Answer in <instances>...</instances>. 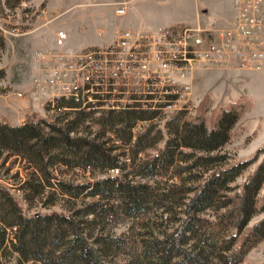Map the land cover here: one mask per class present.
Wrapping results in <instances>:
<instances>
[{"label": "trees", "instance_id": "trees-1", "mask_svg": "<svg viewBox=\"0 0 264 264\" xmlns=\"http://www.w3.org/2000/svg\"><path fill=\"white\" fill-rule=\"evenodd\" d=\"M157 94L132 95L117 109L61 97L45 105L54 113L50 117L29 114L20 124L0 119V154L21 156L33 168L20 185L21 198L0 183V264L8 250L17 253L19 264H106V256L122 242L95 232L109 222L110 210L137 218L161 209V218L167 213L166 221L173 224L160 229L154 220H144L148 236L134 253L136 264H208L211 259L238 264L264 239V215L249 225L264 214V156L236 182L262 147L233 160L223 150L240 104L232 102L210 119L201 110L192 114L188 104L167 116L162 108L175 96ZM58 163L76 173L104 175L59 177L53 169ZM156 177L154 185L142 180ZM49 190L44 204L58 191L68 207L29 213L27 207ZM206 210L210 217H201Z\"/></svg>", "mask_w": 264, "mask_h": 264}, {"label": "rangeland", "instance_id": "rangeland-1", "mask_svg": "<svg viewBox=\"0 0 264 264\" xmlns=\"http://www.w3.org/2000/svg\"><path fill=\"white\" fill-rule=\"evenodd\" d=\"M24 1L25 5L21 4ZM126 4V14L117 16L114 13L115 2ZM0 0V31L3 36V46L0 47V119L20 124L29 114L50 117L54 113L46 110V77L49 69L34 58V52L40 49H56L54 33L58 28L65 29L68 38L64 48L83 50L91 46H103L113 39L114 29L117 27H131L135 29L156 28L172 25H196L208 29L227 27L236 24L240 11L233 4V0ZM119 6V5H118ZM83 14L82 15H80ZM87 15H90L87 16ZM91 18V19H90ZM85 25L86 22H90ZM73 24V25H70ZM4 29V31H3ZM103 31V32H102ZM38 66V68H37ZM260 69L239 70L224 68L221 64L201 66L186 72L191 82L187 98L189 111L194 114L201 110L207 119L214 111L229 106L232 102L240 104L241 113L231 129L228 142L223 150L231 155V160L252 156L261 148L258 159L253 162L242 177L236 179L240 183L257 162L264 156V101L261 105H254L247 91V74ZM178 75V74H177ZM183 81V79H182ZM42 84V85H41ZM247 98V99H246ZM45 102V105H44ZM182 102V101H181ZM258 102V101H257ZM158 126H162L159 122ZM110 135V133H107ZM152 152V150H148ZM59 177L73 179L95 178L104 175L102 172L91 171L81 173L72 171L69 166L61 163L53 166ZM33 168L18 155H9L7 151L0 154V183L9 186L14 194L21 198L23 190L20 185L27 178ZM155 184L158 177L142 178ZM171 179L169 182H172ZM163 184L159 182L158 186ZM48 190V189H47ZM46 191L42 197H37L29 213L60 210L68 207L66 196L58 191L52 194V202H47ZM41 198V199H40ZM26 207L27 204L21 200ZM119 209V208H118ZM161 209L152 208L146 216L131 218L112 210L107 214L109 222L103 227L101 224L95 232H103L121 237V244L106 256V264H136L134 253L140 250L144 238L148 236L144 220H154L158 228L173 226L166 221L167 213L160 216ZM201 217H210L209 211L199 213ZM262 213L255 215L249 225L262 217ZM204 222H202L203 224ZM204 225V224H203ZM201 226V222H200ZM205 229L204 226L201 227ZM9 237L13 234L8 231ZM17 253L8 250L3 264H19ZM264 261V239L254 244L238 264H259ZM24 264H30L26 262ZM208 264H217L211 259Z\"/></svg>", "mask_w": 264, "mask_h": 264}, {"label": "built area", "instance_id": "built-area-1", "mask_svg": "<svg viewBox=\"0 0 264 264\" xmlns=\"http://www.w3.org/2000/svg\"><path fill=\"white\" fill-rule=\"evenodd\" d=\"M233 4L240 11L234 25L215 29L199 23L117 27L109 43L79 51L64 48L68 34L58 28L54 33L56 49L34 52L35 60L49 69L44 83L46 99L96 100L102 108L117 109L131 102L132 95L143 99L167 91L175 97L162 112L171 115L188 104L183 95L190 93V76H183L191 69L213 63L239 70L264 67V0H233ZM115 5V15L126 14L124 2Z\"/></svg>", "mask_w": 264, "mask_h": 264}, {"label": "crops", "instance_id": "crops-1", "mask_svg": "<svg viewBox=\"0 0 264 264\" xmlns=\"http://www.w3.org/2000/svg\"><path fill=\"white\" fill-rule=\"evenodd\" d=\"M83 16V14L80 13ZM90 17V15H87ZM91 19V18H90ZM90 22H86L85 25H89ZM73 25V24H70ZM248 78V79H247ZM247 79V91L245 92L253 100L254 105H261L259 101H264V71H254L246 75ZM258 101V102H257ZM264 104V103H262Z\"/></svg>", "mask_w": 264, "mask_h": 264}]
</instances>
